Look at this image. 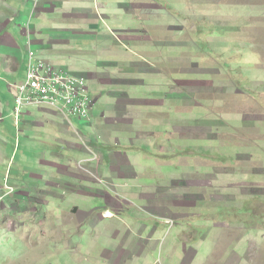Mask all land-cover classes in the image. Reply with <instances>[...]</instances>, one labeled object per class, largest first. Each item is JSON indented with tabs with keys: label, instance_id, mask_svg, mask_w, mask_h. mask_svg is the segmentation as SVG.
Returning a JSON list of instances; mask_svg holds the SVG:
<instances>
[{
	"label": "rangeland",
	"instance_id": "374dc122",
	"mask_svg": "<svg viewBox=\"0 0 264 264\" xmlns=\"http://www.w3.org/2000/svg\"><path fill=\"white\" fill-rule=\"evenodd\" d=\"M35 1L34 19L28 0L4 10L63 32L37 36L54 42L48 61L25 28L17 36L27 56L20 74L27 75L31 43L44 61L85 75L96 124L57 114L77 129L81 151H71L25 126L36 106L14 109L11 87L26 78L8 85L13 94L3 91L0 264H90L72 256L88 246L65 244L71 219L61 226L63 215L58 222L40 204L55 183L70 181L59 170L72 159L99 195L93 207L104 214L115 199L124 222L160 226L150 263L264 264V0ZM27 107L33 117L20 118ZM118 108L128 109L124 118ZM57 193L64 204L69 192Z\"/></svg>",
	"mask_w": 264,
	"mask_h": 264
},
{
	"label": "crops",
	"instance_id": "0c3cea01",
	"mask_svg": "<svg viewBox=\"0 0 264 264\" xmlns=\"http://www.w3.org/2000/svg\"><path fill=\"white\" fill-rule=\"evenodd\" d=\"M14 1L15 0H0V54L2 55L0 56L2 61L1 69L3 76L8 81L6 85L3 81L0 80L1 84L3 85V87H0V105L4 103V99L2 100V96H4L3 91L5 89L9 90L13 94V92L9 89L8 85L11 83L23 82L24 79L26 78L25 77L26 74L21 76L20 73L25 65L27 56H25L24 58L23 51L21 50L17 41L18 40L17 36L21 35L20 37L23 38V35L25 33V28L30 30L33 28L34 32L32 31V34L35 37L34 43L41 48L40 49L41 55L46 57V59L49 61L48 51L49 49H51L50 44L53 45L54 42L50 36H48L50 39L45 38L42 40H39L37 36H41L40 34L53 35L56 34V32H63V30L59 27H56L58 29V30L56 29L57 30L56 31L53 28H47L45 24H42L40 27H37L32 24V20L30 19V17L29 19L25 18L22 20L21 15H16L17 11L15 13L11 12L10 14V10L9 11L4 10V6L6 5V3L9 4ZM50 1L51 0H45V3L51 4ZM28 2H29V7L31 9L30 12H32L34 19L36 17V15H34L35 4L37 2L35 0H28ZM54 2L59 3V0H54ZM57 5H51V7L57 8ZM17 19L19 20L20 23L24 22V24L23 26L22 24L19 26L17 25V27L14 29L13 26ZM55 37L56 36H54V38ZM30 46L31 43L27 46V54ZM79 76L84 77L87 80V77L85 75H79ZM13 98H14L13 103H15V97ZM94 102L96 104L97 101L94 100ZM29 108L30 107L22 109V111L20 112V118L22 116L27 117L28 119H31L33 117L32 114L28 113ZM35 108H37L38 110L36 120L25 121L24 124L26 127L30 126L31 130L37 129L38 131H41L40 133H47V135L50 137L49 140L56 139L62 141L64 144L68 146V148L71 151L73 150L81 151L79 145L74 142V139L76 140L77 137H75L72 133V129L75 130L77 129L74 126L62 124V122L58 121L60 116L57 115L59 114L58 111H55V109L47 105L37 106ZM14 109L16 110V107ZM125 110L128 111V109L118 108V111L116 110V112L121 113V118L122 117L124 118ZM92 111H91V116H92L91 120L89 122L81 121V123H79V126L82 125L88 128V127H93L94 124H96L93 123L94 118L92 115L93 114ZM2 113L4 114V112ZM2 113H0V120L2 116H4L2 115ZM111 116H112V112L109 113V117ZM103 119L109 120L106 115L103 116ZM96 126L99 128H108L109 130H112V127H114L113 125L110 128V126L107 123L106 124L100 123ZM68 134L71 135L68 136ZM56 140H52V141L56 142ZM74 162L75 160L73 159L69 160L67 162L68 167H62V170H59V172L70 181L60 185L55 183L54 184L55 189H49L50 194L48 198L44 202L42 201L40 202V204L45 206L47 208V211L53 214V216L57 220L60 217V215H63L61 226H63L67 220L71 219L72 223L67 225L65 228V233L69 237V239L67 240V242H65V244L70 249H76V247L81 246V244L83 246H88L87 249L84 248V252L73 254L72 256L74 258L81 256V259H84L86 257L90 264H153L155 263L153 262L154 259L152 263L149 262L150 261L149 250H150L151 241H153L154 238L160 232L161 229L160 226L155 225L156 223L148 226L146 225V223H142V222H137V223L133 222L132 225H130V222L128 221L124 222L123 220L125 219V217L121 215L122 212L120 213L118 212L119 211V209L117 208L118 204L115 199L112 200V202L110 203L111 207L107 210V212L109 211L111 214H116V213L117 214L115 215V217L113 216L106 217L105 213L107 212L103 214L102 209L100 207L92 206L94 200H96L99 197V195L90 192L91 190L89 191L90 187L92 186V183L90 181L91 179L89 177H85L84 175H81L79 172H76L75 168L74 169L71 168V165H73ZM51 167H53L52 171H54L55 170L54 166ZM57 189H63L64 191L69 192L67 193V195L64 194L61 195V200L65 201V203L62 205L57 203L56 200V198L59 195L57 193ZM127 192L131 193L134 192V190L132 191L128 190ZM81 201L86 202V204L82 205L80 203ZM155 210L156 208L154 209V211ZM27 211L28 210H23L22 213H25ZM100 211L102 213L101 215L99 214ZM110 220L113 221L118 220V222H111V224H109L110 222L108 221ZM154 226H155L154 234L151 236L149 240H146L145 239L146 232L149 231ZM131 227L135 228V229L133 228L134 230L133 232H135L137 239L132 238ZM80 237L87 238V241H85L86 239H82L80 241L81 239ZM67 251H71V250H67ZM73 252H78V251L73 250L70 252V254Z\"/></svg>",
	"mask_w": 264,
	"mask_h": 264
},
{
	"label": "built area",
	"instance_id": "2783aa9c",
	"mask_svg": "<svg viewBox=\"0 0 264 264\" xmlns=\"http://www.w3.org/2000/svg\"><path fill=\"white\" fill-rule=\"evenodd\" d=\"M27 64L25 82L11 87L16 91L18 112L25 106L47 105L69 121L72 118L91 120L94 103L84 77L44 61L31 46L28 49Z\"/></svg>",
	"mask_w": 264,
	"mask_h": 264
}]
</instances>
